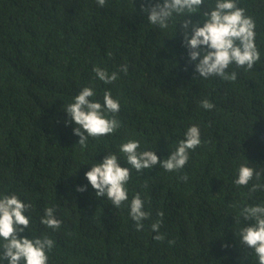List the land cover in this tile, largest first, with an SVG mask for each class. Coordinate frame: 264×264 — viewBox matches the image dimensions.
I'll use <instances>...</instances> for the list:
<instances>
[{
  "label": "trees",
  "instance_id": "trees-1",
  "mask_svg": "<svg viewBox=\"0 0 264 264\" xmlns=\"http://www.w3.org/2000/svg\"><path fill=\"white\" fill-rule=\"evenodd\" d=\"M214 2L205 0L191 19L202 24ZM142 3L147 0H106L104 6L0 0V196L15 194L32 205L25 213L30 225L19 235L54 240L48 264H259L240 242L246 222L238 213L264 204V191L249 195L252 184H264V0H238L255 21L260 61L251 70L230 65L234 81L198 76L182 43L183 17L160 29ZM94 67L117 72L118 79L105 84ZM86 86L95 92L91 100L103 104L110 91L119 101L120 127L89 137L81 148L64 109ZM205 99L212 109L201 107ZM192 125L201 144L178 171L157 165L137 173L119 152L122 143L137 140L138 151L167 159ZM110 153L130 169L128 201L119 208L97 197L85 177ZM242 164L260 171V180L235 185ZM137 193L150 213L140 230L129 216ZM47 207L62 221L59 229L41 223ZM156 222L160 241L151 230Z\"/></svg>",
  "mask_w": 264,
  "mask_h": 264
},
{
  "label": "clouds",
  "instance_id": "clouds-1",
  "mask_svg": "<svg viewBox=\"0 0 264 264\" xmlns=\"http://www.w3.org/2000/svg\"><path fill=\"white\" fill-rule=\"evenodd\" d=\"M99 6H104L106 0H97ZM205 0H156L152 3L141 4V11L147 13L148 21L159 27L167 29L169 21L174 16H182L179 23L183 30V45L188 50L189 63H194L195 72L202 78L220 77L224 80L234 81L237 78L235 71L226 70L230 65L237 68L253 69L260 61V52L255 43V21L245 14V9L238 6V0H215L209 5V10L203 12L204 21L199 23L191 16L201 10ZM120 71L127 73L128 66L123 65ZM95 77L105 84H111L118 79V73H108L100 67H94ZM95 92L92 87H83L64 109L70 117L67 123H74L73 132L79 137L81 148L87 147L89 137L99 138L114 133L120 127V121L115 113L120 110L119 101L114 99L110 91L103 94V104L91 100ZM201 107L212 109L214 105L207 99L202 100ZM109 113L113 114L109 116ZM174 151L167 159L161 160L156 152L151 150L138 151L139 141L128 140L119 147V152L126 157V162L137 173L150 170L160 165L165 171H178L186 165L189 151L195 150L201 144L200 130L197 125L188 127ZM261 172L251 166L240 165L238 177L234 183L237 186H248L250 181L260 180ZM85 177L96 190L97 197H106L111 204L119 208L128 201L126 185L130 180V169L122 167L114 153L103 158L102 162L92 165L85 173ZM187 180V176L181 177ZM86 186H78L77 191H85ZM257 191H264V184H252L249 195ZM32 207L15 194L0 196V262L7 264H48L47 253L54 247V240L47 235L29 239L19 235L25 233L30 225L26 212ZM150 213L144 210V201L137 193L130 201L129 216L135 221L137 230L143 228L141 223L149 217ZM163 215V213H159ZM246 222L239 229L240 242L254 250L259 264H264V204L245 205L238 213ZM41 223L51 229H59L62 221L54 215V207H47ZM151 230L158 233L154 236L157 241L163 240L159 234L160 223L151 225Z\"/></svg>",
  "mask_w": 264,
  "mask_h": 264
}]
</instances>
